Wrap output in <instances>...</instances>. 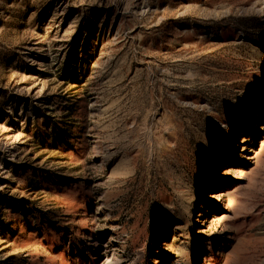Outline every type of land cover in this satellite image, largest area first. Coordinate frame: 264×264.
<instances>
[{
    "label": "rangeland",
    "instance_id": "obj_1",
    "mask_svg": "<svg viewBox=\"0 0 264 264\" xmlns=\"http://www.w3.org/2000/svg\"><path fill=\"white\" fill-rule=\"evenodd\" d=\"M0 264H264V0H0Z\"/></svg>",
    "mask_w": 264,
    "mask_h": 264
}]
</instances>
